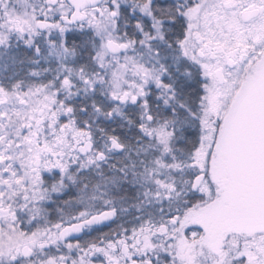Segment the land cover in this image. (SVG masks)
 Wrapping results in <instances>:
<instances>
[{"label": "snow or ice", "instance_id": "snow-or-ice-1", "mask_svg": "<svg viewBox=\"0 0 264 264\" xmlns=\"http://www.w3.org/2000/svg\"><path fill=\"white\" fill-rule=\"evenodd\" d=\"M0 264H264V0H0Z\"/></svg>", "mask_w": 264, "mask_h": 264}]
</instances>
